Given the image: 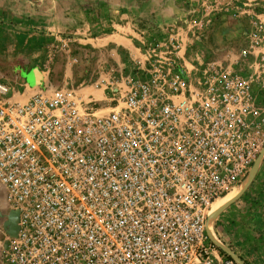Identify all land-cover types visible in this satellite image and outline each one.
Returning a JSON list of instances; mask_svg holds the SVG:
<instances>
[{
    "label": "built area",
    "instance_id": "obj_1",
    "mask_svg": "<svg viewBox=\"0 0 264 264\" xmlns=\"http://www.w3.org/2000/svg\"><path fill=\"white\" fill-rule=\"evenodd\" d=\"M262 40L253 27L249 47ZM181 46L169 35L99 77L102 107L68 87L12 99L0 80V193L17 212L2 264H239L206 222L264 147L256 78L191 73Z\"/></svg>",
    "mask_w": 264,
    "mask_h": 264
},
{
    "label": "rangeland",
    "instance_id": "obj_2",
    "mask_svg": "<svg viewBox=\"0 0 264 264\" xmlns=\"http://www.w3.org/2000/svg\"><path fill=\"white\" fill-rule=\"evenodd\" d=\"M154 1L160 9L161 0ZM149 2L150 0L15 1L13 5L21 12L24 20L19 22L13 19H3L4 21H0V80L5 81V76L9 75L13 84L17 85L22 92H28L30 89L36 90L37 87L42 89L45 87L44 89L50 90L60 86L56 83L59 79L57 68L61 65H68L71 70H74L75 78L72 82L67 81L65 86L76 91L85 99L88 96L97 98L99 91L102 90L97 79L99 77L106 78V72L110 74L107 78L116 79L119 77L121 79L120 70L116 68L123 66L121 65L123 63L128 65L130 61L128 55L119 49L116 50L117 54L87 50L88 45H81L78 41L72 40L74 36L72 33L64 32L60 34L61 37L56 38V36L46 32L44 25L62 24L66 21L65 11L73 8L74 24L83 22L95 24L93 25L95 31L85 33L89 37H93L99 33V27L103 26L102 23L99 24V20L105 15V12L108 13L111 9L116 8L123 14L129 15L131 14L130 11L137 10L139 16V11L143 10V17L138 18L142 19L139 22L140 30L146 34L150 31L154 32L150 28L154 24L150 22V15H144L151 10V7H146ZM205 6L199 8V12L192 11L185 16H177L178 20L174 18L172 23L156 22L157 29L166 32V34L172 33L176 37L179 35L177 38L187 46L186 52L181 54L183 59H180L179 62L191 73L200 65L221 55L220 52L211 53L213 57L203 54L201 50H195L193 41L190 42L191 44H186L184 41L186 38L183 39L182 37L183 34L188 35L185 33L191 34L195 30L194 26H201V18L205 19L203 20L205 23L211 24L208 22L211 18L203 14L204 10L207 11ZM83 11H87L88 15H82L85 13ZM236 14L235 11L234 13L230 12L225 17H228L229 21H236ZM217 18L219 19L218 16ZM214 21L213 16L212 22ZM241 25L245 27L246 34L242 37H234L237 44L233 50L240 54L241 59L229 69L240 71L246 75H253L256 78L257 106L260 108L259 116L263 118L264 122V71L256 63H254L255 66H252L253 63L248 61L249 58L241 56L243 43L249 44L248 36L251 32V24L242 21ZM5 58H9V63H5ZM141 59L142 57L135 58V60ZM222 66L224 65L222 64ZM40 70L45 71L46 78L50 81H47V84L40 83V77L35 84L29 80L30 72L37 71L39 73ZM121 72H124V69ZM20 84L23 85L20 86ZM95 102L100 107L105 105V101L101 103L100 99L97 101L95 99ZM220 199L226 202L223 205H220L221 202H219L218 206L216 205L214 208L215 202L220 201ZM216 201L208 210L206 222L215 248L233 256L239 264H264V147L242 180ZM10 222V208L4 195L0 193V264L3 261Z\"/></svg>",
    "mask_w": 264,
    "mask_h": 264
},
{
    "label": "crops",
    "instance_id": "obj_3",
    "mask_svg": "<svg viewBox=\"0 0 264 264\" xmlns=\"http://www.w3.org/2000/svg\"><path fill=\"white\" fill-rule=\"evenodd\" d=\"M15 1L18 0H0V21L13 19L21 22L20 20H24L21 12L18 11L15 5H13ZM204 5H206L205 8L207 7V11L204 10L203 14L204 16L208 15L209 18H211V20L208 21L211 22V24L209 25V23H205V21H203L205 19L201 18V26H194L195 30L192 31L191 34H183V39L186 38L184 40L185 43L191 44L190 42L193 41L195 50H201L203 54L205 53L210 57H213L211 53L220 52V57L211 59L210 62H214L219 65L223 64L227 69L232 68V65L236 64L241 59L240 54L233 51L237 44L234 37H242L246 34L245 27L241 25V22L244 21V23L251 24L250 31H252V27L256 26L260 29L261 35L263 36L260 46L257 47L258 49L256 47L250 48L249 44L247 45L246 42L243 43L245 47L243 46L242 48H249V55L246 58H249L248 61H251L253 63L252 66H255L256 64L254 63H256L258 57L264 56V0H161L160 9L154 0H150L149 5L147 4L146 7H151V10L149 13L146 12L144 15H150V22L154 23L150 28L153 29L154 32L150 31L146 34L140 30L141 26L139 25V22H141L142 19L138 18L140 16L143 17V10L139 11L140 15L138 16L137 10H134L133 12L130 11L131 14L125 15L116 8L111 9L108 13L105 12V15L101 17L99 24L102 23L103 26H98L99 33L97 32L98 34L93 37H89L85 33L95 31L93 29V25L95 24L87 22L74 24L73 8L65 11L66 21L63 22L65 24L52 23L50 25H44V27L46 28V32L48 34L50 33V35H54L56 38L61 37L60 34L64 32L72 33L74 35L72 40L78 41L81 45H88L87 50L92 49L94 52H108V54H111L112 52L116 53V50L118 49L122 50V52L128 55V60H130L128 65L123 63L121 64L123 66L116 68L117 70H120L119 76L122 77L123 75L129 73L130 68L135 62V58L139 59L142 57L140 61L141 64L144 63L143 49L146 45L157 43L172 34H166V32L157 29L158 26L156 25V22L172 23L174 22V18L178 20L177 16H185L187 13L192 11L199 12V8ZM234 11L237 13L235 15L236 21H229L228 17L226 18L225 16H227V13H234ZM83 12L85 13H82V15H88L87 11ZM213 16L216 22H212ZM194 33H198L199 35L194 37ZM171 36H173V34ZM174 37L176 36L174 35ZM177 37H179V35ZM180 42L182 45L183 42L181 40ZM181 47L182 50L180 54L185 53L187 46L183 44ZM82 48L85 50L84 47ZM5 63H9V58H5ZM123 69L124 72H121ZM127 70L128 72H126ZM56 71L57 77L59 78L56 83L60 85L59 87H64L67 81L72 82L75 78L74 70H71L68 65H61ZM39 73L41 78L39 82L47 84L48 79L46 78L45 71L40 70ZM105 76L109 77L110 74L106 72ZM5 82L10 85V97L12 99L26 100L35 91L48 90L44 89L45 87L43 89L41 87H37L36 90L30 89L28 92H22L18 89L17 85L13 84L9 75L5 76ZM22 85L23 84H20V86ZM98 95L99 96L97 98L93 96L94 100L96 99L97 101V99H100L101 103H104L103 99L105 98V95L103 90H101V92L99 91Z\"/></svg>",
    "mask_w": 264,
    "mask_h": 264
},
{
    "label": "water",
    "instance_id": "obj_4",
    "mask_svg": "<svg viewBox=\"0 0 264 264\" xmlns=\"http://www.w3.org/2000/svg\"><path fill=\"white\" fill-rule=\"evenodd\" d=\"M39 77H40V75H39V73L37 71L30 72V74H29V80L33 84L38 82ZM10 213H11V222H10V228H9L8 235H11L15 231V229H16V221H17V212L13 211V210H10Z\"/></svg>",
    "mask_w": 264,
    "mask_h": 264
},
{
    "label": "bare ground",
    "instance_id": "obj_5",
    "mask_svg": "<svg viewBox=\"0 0 264 264\" xmlns=\"http://www.w3.org/2000/svg\"><path fill=\"white\" fill-rule=\"evenodd\" d=\"M220 197H222V196H220ZM220 197H219V198H220ZM216 200H218V198H217ZM216 200H215V201H216ZM226 200H227V199H226ZM215 201H214V202H215ZM214 202H213V203H214ZM219 202H221L220 205H223L226 201H221V199H220V201H216V202H215V207H214V208H216V205L218 206ZM213 203H212V205H213ZM212 205H211V206H212Z\"/></svg>",
    "mask_w": 264,
    "mask_h": 264
}]
</instances>
